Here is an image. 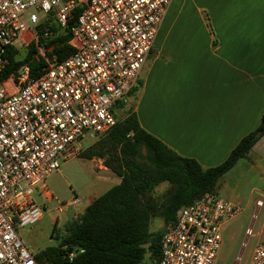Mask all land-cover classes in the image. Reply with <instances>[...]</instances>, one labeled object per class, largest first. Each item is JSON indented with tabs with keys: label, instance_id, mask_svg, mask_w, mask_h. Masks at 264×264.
Wrapping results in <instances>:
<instances>
[{
	"label": "built area",
	"instance_id": "obj_1",
	"mask_svg": "<svg viewBox=\"0 0 264 264\" xmlns=\"http://www.w3.org/2000/svg\"><path fill=\"white\" fill-rule=\"evenodd\" d=\"M170 2L0 0V74L7 47L49 38L47 28L37 33L39 25L68 29L72 49L61 62L45 57L37 78L23 66L0 80V264H38L18 233L42 219L33 195L51 199L39 188L44 179L79 156L82 138L97 141L115 126L113 108L135 87ZM240 212L211 193L183 207L161 237L158 264H215L221 228ZM251 264H264V242Z\"/></svg>",
	"mask_w": 264,
	"mask_h": 264
},
{
	"label": "crops",
	"instance_id": "obj_2",
	"mask_svg": "<svg viewBox=\"0 0 264 264\" xmlns=\"http://www.w3.org/2000/svg\"><path fill=\"white\" fill-rule=\"evenodd\" d=\"M134 88L113 108L125 110L120 120L135 113L177 155L219 166L264 115V0H171ZM81 159L95 163L102 180L119 182L103 159ZM235 177L264 195V135L218 181L217 196L226 183L238 188Z\"/></svg>",
	"mask_w": 264,
	"mask_h": 264
},
{
	"label": "trees",
	"instance_id": "obj_3",
	"mask_svg": "<svg viewBox=\"0 0 264 264\" xmlns=\"http://www.w3.org/2000/svg\"><path fill=\"white\" fill-rule=\"evenodd\" d=\"M45 28L51 33L49 38L30 43L22 60L16 59L19 51L15 47L4 50L8 64L0 80L23 66L37 78L45 68V57L55 56L61 62L71 55L69 30L39 25L36 31L41 34ZM38 48L43 49L44 56L38 55ZM263 135L264 115L259 126L239 141L223 163L205 169L144 131L135 113L116 119L110 132L80 157L103 159L119 182L95 198L76 219L65 223L62 233L55 225L50 236L54 244L35 254V260L38 264H158L161 237L174 225L179 211L206 193L217 195L218 181L248 156ZM162 183L169 187L159 200L153 194ZM153 218L162 220L161 231L149 230ZM70 253H74L72 259ZM147 254L150 263L145 262Z\"/></svg>",
	"mask_w": 264,
	"mask_h": 264
},
{
	"label": "rangeland",
	"instance_id": "obj_4",
	"mask_svg": "<svg viewBox=\"0 0 264 264\" xmlns=\"http://www.w3.org/2000/svg\"><path fill=\"white\" fill-rule=\"evenodd\" d=\"M15 46L19 51L16 59L22 60L28 45L24 46L19 42ZM37 52L39 56H44L43 49H38ZM120 111L114 114L116 119L124 116L125 110ZM95 141L85 136L79 142V149L83 150ZM96 168L95 163L76 157L60 163V169L49 174L40 184L39 188L44 189L52 197L47 199L38 192L33 195L34 202L42 210V219L33 226H25L18 230L19 237L34 255L54 244L50 236L55 225L57 232L62 233L65 223L73 219L71 217L73 212H78L87 205L89 196H100L115 185L114 181L102 180L105 175ZM235 183L238 184L235 191L229 183L220 190V198L238 207L241 212L222 226V245L215 264H251V255L255 246L264 242V206L255 205L256 200H261L262 205L264 204V195L251 192L250 186L253 185V181L249 180L251 184L249 186L245 177H235L233 185ZM168 187V183L160 184L155 189L154 198L162 200ZM75 198L79 201V205L66 210L64 204L72 202ZM59 207H61L60 212L57 211ZM162 228L163 222L160 218L151 220L149 228L151 232L161 231ZM247 231L251 232L249 236ZM145 262L150 263L149 254L146 255Z\"/></svg>",
	"mask_w": 264,
	"mask_h": 264
}]
</instances>
